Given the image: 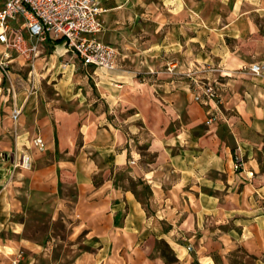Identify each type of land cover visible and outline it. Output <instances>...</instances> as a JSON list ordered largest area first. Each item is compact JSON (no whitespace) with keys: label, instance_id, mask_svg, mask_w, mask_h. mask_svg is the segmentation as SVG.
Instances as JSON below:
<instances>
[{"label":"rangeland","instance_id":"rangeland-1","mask_svg":"<svg viewBox=\"0 0 264 264\" xmlns=\"http://www.w3.org/2000/svg\"><path fill=\"white\" fill-rule=\"evenodd\" d=\"M261 4L101 0L109 11L102 41L118 53L114 71L86 74L80 64L63 68L64 49L52 43L40 47L32 63L10 51L4 57L0 48V191L7 187L14 194L11 188L18 186L13 202L23 208L0 221L7 241L0 244V264H72L88 248L85 234L71 241L68 219L52 214L53 189L40 188L43 172L49 173L59 159L50 144L65 138L71 140L70 170L90 176L94 169V184L106 174L112 185L142 203L144 217L153 224L143 236L158 238L139 246L148 259L173 261L164 237L182 248L192 264H256L264 259L255 246L257 221L264 217V179L256 180L254 174L264 178V136L252 139L249 133L246 148L240 149L222 117L227 114L224 62L230 48L244 46V36L236 39L228 30L243 29L247 16H253V27L262 29ZM207 86L215 97L194 101ZM215 123H220L217 134L211 128ZM87 141L96 148L83 149ZM158 141L169 155L179 151L170 143L183 146L188 179L177 184L186 189L180 197L168 196L170 180L160 182L155 186L160 196L152 201L138 176L139 169L155 163L150 145ZM196 142L205 148H197ZM24 159L29 162L25 168ZM247 161L256 164L246 170ZM61 187V193L76 192ZM200 198L205 200L201 206ZM173 204L183 208L171 209Z\"/></svg>","mask_w":264,"mask_h":264},{"label":"crops","instance_id":"crops-1","mask_svg":"<svg viewBox=\"0 0 264 264\" xmlns=\"http://www.w3.org/2000/svg\"><path fill=\"white\" fill-rule=\"evenodd\" d=\"M259 9L258 13L264 17V0H262ZM114 11H118V9H113ZM108 17L109 14L102 16L104 30L98 36V39L103 43L102 37L106 30L105 22ZM252 17L247 16L245 20H242L243 29L233 30L230 28L228 30V35L236 39L237 35L244 36V39L241 37L244 46L238 49L230 48L224 62V64H228L225 69L227 78L223 84L227 89L223 101V109L227 114L223 113L222 117L227 124L229 135L234 140L233 143L240 149L246 148V137L249 133L253 135L252 139L264 136V27L262 29L253 27L252 23H249L253 19ZM58 46L62 45L58 44L55 47ZM253 65L259 67L257 74L250 70ZM219 126L220 123L212 125L211 128L215 134H217ZM67 139H72V137L68 136ZM216 139L222 142L219 135H216ZM70 141H66L65 138L63 142L59 141L61 144L55 142L50 144V147L54 148L55 153L59 155V159L58 162L54 161L52 169L47 171L49 173L43 172L46 179L43 178L40 188L53 189L54 192L52 191L51 195L55 201L52 214L60 215L63 220L68 219V225L73 235L70 240L76 241L81 234H85L84 241L88 248L80 251L72 264H192L194 262L182 248L176 246L174 241L167 240L166 237L163 239L171 246L173 261L164 263L161 257H155L154 260L148 259L147 254L143 253L139 246L149 241L158 240V238L143 236L153 225L149 222L150 219L144 217V206L130 193H125L112 185L111 179L106 174L101 176L102 179L99 183L94 184L93 174L96 175L94 169L91 170L90 176L70 170L68 166L70 161L67 158L70 154L67 150L71 147ZM87 145L96 148V143L92 141H87L81 146L86 149ZM170 145L179 147L176 155H169V150L164 149L162 141L151 144L150 150L157 154L155 163L148 165L147 169H139L141 174L138 178L148 185L152 201L153 197L160 196L156 192L155 186L158 187L161 185L160 182L167 180H170L169 183L171 182L172 185L170 192L167 193L168 196L180 197L185 194L186 189L177 188V184L188 179V169L183 166L187 158L184 156L183 146L171 143ZM195 145L200 149L205 148V144L201 142H196ZM168 147L170 150L173 148ZM163 150L165 151L162 152ZM255 164L253 161H247L245 169L250 170ZM96 170L98 171V169ZM254 174H257L255 175L256 180L264 179L257 172ZM60 186H64L63 191H65V187H73L76 192L73 195L61 193L58 189ZM17 187L11 188L14 190V194H10V189L7 187L0 191V221L7 219L13 212L23 209L22 206L13 202V199L17 198L16 194L19 190ZM159 188L162 190L163 186ZM198 201L200 206L201 203H205V200L201 198ZM172 202L174 201L172 200ZM170 208L178 210L183 208V205L178 207L173 204ZM257 223L260 233L256 237L255 246L262 258L264 257V217H261ZM3 241H5V237L0 233V244H7V241ZM198 263L201 262L198 260ZM256 264H264V259L259 258Z\"/></svg>","mask_w":264,"mask_h":264},{"label":"built area","instance_id":"built-area-1","mask_svg":"<svg viewBox=\"0 0 264 264\" xmlns=\"http://www.w3.org/2000/svg\"><path fill=\"white\" fill-rule=\"evenodd\" d=\"M105 12L101 0H3L0 8L3 55L7 57L10 51L32 63L37 60L40 47L49 43L56 46L61 41L63 68L80 64L86 74L89 70L114 71L117 50L98 39L104 30ZM250 70L257 74L259 67L253 65ZM214 97L212 88L207 86L193 98L202 102ZM27 166L29 162L24 159L23 167Z\"/></svg>","mask_w":264,"mask_h":264},{"label":"trees","instance_id":"trees-1","mask_svg":"<svg viewBox=\"0 0 264 264\" xmlns=\"http://www.w3.org/2000/svg\"><path fill=\"white\" fill-rule=\"evenodd\" d=\"M58 44H61V41H58V42L55 43V45H58Z\"/></svg>","mask_w":264,"mask_h":264},{"label":"bare ground","instance_id":"bare-ground-1","mask_svg":"<svg viewBox=\"0 0 264 264\" xmlns=\"http://www.w3.org/2000/svg\"><path fill=\"white\" fill-rule=\"evenodd\" d=\"M1 48V47H0Z\"/></svg>","mask_w":264,"mask_h":264}]
</instances>
